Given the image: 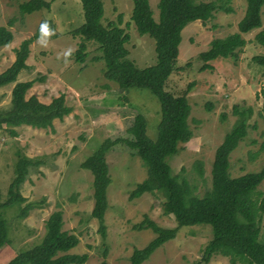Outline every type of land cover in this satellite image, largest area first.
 I'll use <instances>...</instances> for the list:
<instances>
[{
  "label": "rangeland",
  "instance_id": "rangeland-1",
  "mask_svg": "<svg viewBox=\"0 0 264 264\" xmlns=\"http://www.w3.org/2000/svg\"><path fill=\"white\" fill-rule=\"evenodd\" d=\"M23 1L0 0V25H8L11 20L8 28L12 32L11 42L0 47V72L14 60L19 43L33 36L26 66L16 81L32 80L27 96L33 94L45 103L63 94L71 110L60 119L54 118L52 125L46 128L20 125L14 127L15 133L11 134L4 126L0 127L1 201L7 196L17 152L43 161L30 167L19 190L25 198L21 206L31 204L26 215L17 216V206L2 210L9 242L0 246V264L37 242L44 234L47 217L57 209L62 211V228L78 237V243L69 252L88 254L83 264H100L103 259L106 264H129L132 250L143 247L155 236L150 228H135L136 223L145 216L163 227H173L176 222L160 194L145 192L132 199L128 197L146 177V168L138 155L119 143L105 153L111 181L106 187L102 236L97 219L90 214L92 174L81 168L80 162L105 139L132 137L137 112L146 118V136L155 140L160 120L159 101L147 88L120 89L115 82L105 79L103 61L93 59L99 53L93 41H87L84 63L64 56L68 49L74 51L80 41L79 36L71 33L83 21L80 0H48L49 9L21 13L18 5ZM213 1L218 5L210 21L215 27L207 30L198 20H193L181 29L175 60L178 68L164 86L181 93L192 83L186 96L190 104L187 123L192 136L168 158V163L172 173L179 180H185L192 193L199 196L211 185L214 150L238 118L234 107L247 112V126L245 136L229 154L230 175L256 171L264 164V110L260 96V89L264 88V67L252 60L253 55L263 52L252 39L259 28L243 34L249 41L237 51V58H215L210 61L212 68L201 70L202 61L197 54L208 48L212 38L237 30L236 24L246 4L245 0ZM157 2L149 0L156 20ZM103 6L104 24L121 14L120 25L129 34L125 43L127 56L138 67L154 64V39L137 32L130 19L132 1L103 0ZM42 19L54 24L55 34L48 37L46 46L38 43V25ZM261 21L264 25V12ZM13 84L0 87V107L8 104ZM256 189L264 190V179ZM210 237L209 225L182 226L174 238L159 245L140 264H189L200 257ZM260 239L264 242V216L260 221ZM207 264H229V258L213 254Z\"/></svg>",
  "mask_w": 264,
  "mask_h": 264
},
{
  "label": "trees",
  "instance_id": "trees-1",
  "mask_svg": "<svg viewBox=\"0 0 264 264\" xmlns=\"http://www.w3.org/2000/svg\"><path fill=\"white\" fill-rule=\"evenodd\" d=\"M131 1L130 19L137 32L154 39V64L138 67L127 56L129 51L125 43L129 40V34L120 25L121 14L117 15L116 20H109L104 24L103 0H80L83 21L71 31L73 35L80 37V41L76 49L71 51L70 58L84 63L88 52L87 41H93L99 52L93 59L103 61L102 75L105 79L115 82L120 89L147 88L160 104V120L155 140L146 136V118L137 112L132 124V137L105 139L80 162V167L92 174L93 206L90 214L97 219L99 232L104 236L106 187L111 181L105 153L112 146L123 143L134 155L139 156L146 168V177L136 184L128 197L132 199L145 192L160 194L165 201L166 210L176 222L173 227H163L145 216L136 223L135 228H150L155 236L143 247L132 250L129 264H140L159 245L174 238L180 227L193 225H209L211 237L203 246L200 257L189 264H207L211 256L217 253L227 256L229 264H264V242L260 239L264 190L256 189L264 179V164L259 170L239 176L232 177L229 173V154L246 134L247 112L234 107L238 118L214 150L210 169L211 185L203 195L193 194L188 183L179 180L172 173L168 163V158L177 153L181 144L192 136L187 123L190 104L186 97L192 83H188L181 93L164 88L171 73L178 68L175 60L179 51L181 29L193 20H198L207 30L213 29L215 26L210 21L218 5L213 0H158L156 20L152 16L149 0ZM245 2L244 13L236 24L237 30L212 38L208 48L197 54L202 61L201 70L212 68L210 61L215 58H237V51L249 41L243 34L257 28L259 30L252 39L263 48V52L253 55L252 60L264 67V25L261 21L264 0ZM18 7L21 13H30L42 8L49 9L50 1L25 0ZM44 20L40 21L37 34ZM47 21L53 29V22L49 19ZM8 25H11V20ZM8 25H0V47L12 40ZM32 40L33 36L24 38L15 48L14 60L0 72V87L14 82L8 104L0 107V127L4 126L11 134L15 133L14 127L20 125L49 127L54 118L60 119L71 110L66 105L63 94L45 103L33 94L27 96L32 80L16 81L17 75L26 66L25 60ZM260 96L261 109L264 110V88L260 89ZM207 107L211 108V104ZM221 118H224L223 114ZM42 162L41 159L29 158L17 152L7 196L0 200V246L9 242L8 226L2 210L17 206V216L26 215L31 204L21 206L25 198L19 190L30 167H36ZM62 226L61 209L52 211L45 221L43 236L29 247L17 251L5 264H83L88 254L69 252L78 243V237ZM100 264H106L104 259Z\"/></svg>",
  "mask_w": 264,
  "mask_h": 264
},
{
  "label": "clouds",
  "instance_id": "clouds-1",
  "mask_svg": "<svg viewBox=\"0 0 264 264\" xmlns=\"http://www.w3.org/2000/svg\"><path fill=\"white\" fill-rule=\"evenodd\" d=\"M55 32L53 29L49 27V23L47 19H45L39 27V36H38V43L41 44V46H46L48 42V37L54 35ZM72 49H68L64 52V56L67 57L71 54ZM59 58V57H58Z\"/></svg>",
  "mask_w": 264,
  "mask_h": 264
}]
</instances>
